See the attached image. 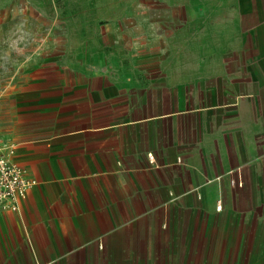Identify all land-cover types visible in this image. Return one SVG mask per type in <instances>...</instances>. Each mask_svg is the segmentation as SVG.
Segmentation results:
<instances>
[{
	"label": "crops",
	"instance_id": "obj_1",
	"mask_svg": "<svg viewBox=\"0 0 264 264\" xmlns=\"http://www.w3.org/2000/svg\"><path fill=\"white\" fill-rule=\"evenodd\" d=\"M159 1L17 92L0 264H264V0Z\"/></svg>",
	"mask_w": 264,
	"mask_h": 264
},
{
	"label": "rangeland",
	"instance_id": "obj_2",
	"mask_svg": "<svg viewBox=\"0 0 264 264\" xmlns=\"http://www.w3.org/2000/svg\"><path fill=\"white\" fill-rule=\"evenodd\" d=\"M161 5L159 0H0V128L14 129L17 92L37 87L38 74L53 72L54 63L76 64L82 51H94L95 42L86 48L87 38L95 40L101 26L130 24L133 12ZM1 145L12 155L11 147Z\"/></svg>",
	"mask_w": 264,
	"mask_h": 264
},
{
	"label": "built area",
	"instance_id": "obj_3",
	"mask_svg": "<svg viewBox=\"0 0 264 264\" xmlns=\"http://www.w3.org/2000/svg\"><path fill=\"white\" fill-rule=\"evenodd\" d=\"M35 183L36 180L27 175L26 169L5 154L0 145V204L18 208L20 201L27 196ZM230 183L240 185L242 181L237 177H231ZM221 207L222 202L219 201L217 209Z\"/></svg>",
	"mask_w": 264,
	"mask_h": 264
}]
</instances>
